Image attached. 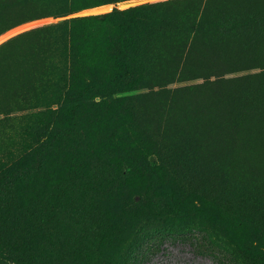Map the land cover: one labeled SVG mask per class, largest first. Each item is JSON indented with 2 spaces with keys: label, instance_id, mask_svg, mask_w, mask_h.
Masks as SVG:
<instances>
[{
  "label": "rangeland",
  "instance_id": "rangeland-1",
  "mask_svg": "<svg viewBox=\"0 0 264 264\" xmlns=\"http://www.w3.org/2000/svg\"><path fill=\"white\" fill-rule=\"evenodd\" d=\"M165 1L0 0V202L5 172L37 167L50 145L42 172L0 206V264L17 253L35 264H254L241 245L264 244V69L180 61L186 32L136 26L154 62L129 89L87 100L77 130L55 137L63 103L115 72V33L93 17ZM127 155L156 166L158 181ZM167 184L185 212L167 207Z\"/></svg>",
  "mask_w": 264,
  "mask_h": 264
},
{
  "label": "trees",
  "instance_id": "trees-1",
  "mask_svg": "<svg viewBox=\"0 0 264 264\" xmlns=\"http://www.w3.org/2000/svg\"><path fill=\"white\" fill-rule=\"evenodd\" d=\"M114 0H101V4ZM158 6L177 8L179 11L156 12ZM99 25L113 28L111 61L115 68L113 75L106 81L93 80L75 91L66 100L61 113L65 129L59 130L55 137L62 138L73 134L79 125L78 117L84 103L96 97H109L130 88L131 83L138 80L144 72L143 63L154 62L153 42L148 38L139 40L135 27L172 29V32H186L179 35L178 60H196L208 64L214 69L231 65L237 70L251 68L264 69V0H169L152 4H139L134 7L96 15L93 17ZM183 33V32H182ZM195 57V58H194ZM43 142L39 152L37 167L14 176L5 172L6 198L0 206L8 204L15 190V184L33 179L45 166V156L49 148ZM125 161L133 171L143 172L158 181L157 167L147 161L126 156ZM167 195V207L174 212H185L180 204L174 202V190L168 184L164 187ZM181 209V210H180ZM216 220L214 216H208ZM241 250L254 264H264V244L250 241L241 245ZM14 264H35V254L17 253L11 255Z\"/></svg>",
  "mask_w": 264,
  "mask_h": 264
}]
</instances>
